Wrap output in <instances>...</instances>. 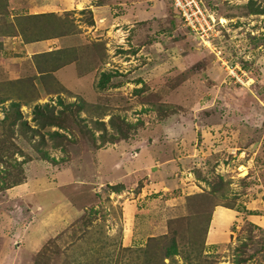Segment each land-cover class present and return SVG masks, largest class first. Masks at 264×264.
Returning <instances> with one entry per match:
<instances>
[{
	"label": "rangeland",
	"instance_id": "1",
	"mask_svg": "<svg viewBox=\"0 0 264 264\" xmlns=\"http://www.w3.org/2000/svg\"><path fill=\"white\" fill-rule=\"evenodd\" d=\"M17 1L0 7V264H264V0H203L202 37L171 0ZM91 2L110 17L95 27ZM52 11L49 37L28 15ZM66 60L78 78L56 72ZM153 144L188 157L159 190L138 160ZM56 187L85 210L34 213Z\"/></svg>",
	"mask_w": 264,
	"mask_h": 264
},
{
	"label": "crops",
	"instance_id": "2",
	"mask_svg": "<svg viewBox=\"0 0 264 264\" xmlns=\"http://www.w3.org/2000/svg\"><path fill=\"white\" fill-rule=\"evenodd\" d=\"M21 1V0H20ZM56 1V5L58 6V8H62V5H64V1L62 0H55ZM75 2V4H80L82 2V0H73ZM19 3L17 0H9V5L12 6L13 3ZM31 2V1H30ZM21 6V5H20ZM91 7L94 13V21L95 23L89 26L95 27L96 25H98L99 19H107L110 18L109 14L106 10V4H96V5H92V2L89 5H86L85 7ZM17 8V7H16ZM120 16H124V15H120ZM115 17V16H113ZM58 38H47V39H41V40H34L31 42H27L24 48H31L33 45L39 48H43L47 43H49L50 48L55 44V41H57ZM73 48V47H72ZM70 48L69 51L75 52L74 49ZM65 66V67H64ZM64 66L60 67L56 72L61 73V75H63L66 71L73 73V76H76L78 78L79 75V68L78 65H76V62H69L67 64H65ZM80 76V75H79ZM100 149V148H99ZM148 151L147 153L145 152V149H141L138 151V156H139V161L144 162V168H146L147 166L150 167L153 175V179L154 181H158L157 184V188L156 189H160L161 187L164 188V182H163V177L160 175H155L158 171L161 170H170L169 173H171V169H173V173H175V169L174 167H176L177 165H179L180 160L182 159H187L188 157H183L180 159V156L174 157V156H167V157H163L161 155V152L164 150V148H158V146L156 144H153L150 148H147ZM115 160V158L113 159ZM115 162V161H114ZM178 163V164H176ZM126 165V163H125ZM124 167L121 163H115L113 165L110 166V169H112V171L115 169H120L123 171ZM151 174V173H149ZM71 176V175H68ZM145 177L149 176V175H144ZM173 183L176 182L177 180L174 178H171ZM179 182V181H178ZM151 181H149V184H146L147 186L145 187L144 192L146 191L147 187L150 185ZM54 189V188H53ZM47 189L46 192H44L45 195H38L37 198L39 200L37 206H36V210L34 209V213L35 211L39 214V215H50V216H55V214H59L62 213L65 216H69L71 214V216H75L77 214H80V212L83 210H85L84 208H82L79 205L75 204V201L70 202L67 204V201H65L63 198V195H65L64 197H66L67 193H64L63 189L60 187H56V189ZM46 196V197H44ZM220 210L224 211V207L220 208ZM46 211V212H45ZM40 218V217H39ZM38 218V219H39ZM52 218H50L51 220ZM54 223V222H53ZM53 223L51 224V228L53 227ZM65 222H60L59 224L56 222V224L54 225H62ZM49 227V228H50ZM24 234V233H23ZM25 235V241L26 243H35V239H33V237L35 238V235L31 234L30 232H27ZM19 236V235H18ZM32 246V245H31Z\"/></svg>",
	"mask_w": 264,
	"mask_h": 264
},
{
	"label": "trees",
	"instance_id": "3",
	"mask_svg": "<svg viewBox=\"0 0 264 264\" xmlns=\"http://www.w3.org/2000/svg\"><path fill=\"white\" fill-rule=\"evenodd\" d=\"M93 4H95V3L93 2ZM172 4H173V2H172ZM8 5H9V0H0V7L4 8V10H9ZM80 12L81 13H86V12L89 13L90 14V18H91L90 19V24L92 25V24L95 23V21H94V13H93V10H92L91 7H88L87 6V7L83 8V9H81ZM6 13H8V14L10 13V14H13L14 15V12H12V11H10V12H7L6 11ZM40 15H41V17H40ZM14 16L20 17V16H25V15L24 14L23 15L15 14ZM28 16H30L31 19L32 18H37V17L43 18L40 21H43L44 20V22H41V23H43V26L45 24V27L47 25V27H48L47 29H48V32H49L48 34H50L49 37L56 36V35L53 34V32H55L59 28V26L61 25V23L59 21L60 19H57V20H55V21H57V26H54L56 24V22L54 20H52V22L50 21V19H53L51 16H53V17H57L58 16L53 11L50 12V13L47 12V13H42V14L28 15ZM45 18H46V21H45ZM47 18H48V20H47ZM48 21H49V23H48ZM39 23H37V24H39ZM49 37L45 36L44 38H49ZM61 50L62 51H66L65 49H61ZM54 51L55 50L49 51V54L50 53H53ZM67 61H70V60H66L65 62L63 61L62 62V65H64ZM104 76L105 77L102 78L103 80L100 83L101 87L106 86V82L111 78V75L109 73L104 74ZM59 102L61 104H63L62 101H59ZM72 103L73 102H69V103L66 104V106L69 107L70 105H72ZM19 108H20V102H17V101L11 102V108L9 109V111H7V113H6V115H5L4 119H3V122L5 123L8 120H10V123L9 124L16 123L18 121V119H19V116H21L20 111H19ZM10 111L13 112V117H11ZM34 113H35V116L36 117L38 116V118H39V116L40 117L49 118V120L44 121L45 123H42V124L50 123V124H54L55 125L57 123L55 117L54 118H51L52 113L50 112V105L49 104L36 105L35 108H34ZM25 124H26V122H25ZM50 135H52V136H56V135L61 136V133H59V131H53V132H50ZM1 171L2 170L0 169V172ZM164 253H165V256L166 257L171 256V255H174V254H177L178 253V248H177L176 244L175 243H172L171 246H169L168 248L166 247Z\"/></svg>",
	"mask_w": 264,
	"mask_h": 264
},
{
	"label": "built area",
	"instance_id": "4",
	"mask_svg": "<svg viewBox=\"0 0 264 264\" xmlns=\"http://www.w3.org/2000/svg\"><path fill=\"white\" fill-rule=\"evenodd\" d=\"M174 7L183 16L187 25L199 33H208L215 22L212 12H207L203 0H173Z\"/></svg>",
	"mask_w": 264,
	"mask_h": 264
},
{
	"label": "clouds",
	"instance_id": "5",
	"mask_svg": "<svg viewBox=\"0 0 264 264\" xmlns=\"http://www.w3.org/2000/svg\"><path fill=\"white\" fill-rule=\"evenodd\" d=\"M172 2H173V0H172ZM203 3H204V1H203ZM205 4V3H204ZM207 4H205V6H206ZM174 6V5H173ZM212 13H214L213 11H212ZM180 15V14H179ZM220 20H221V18H220ZM183 22H184V24L185 25H187L186 24V22L184 21V19H183ZM187 26H189V25H187ZM190 28H191V26H189ZM194 32H195V34H197V35H199L200 37H202V35H201V33H199L198 31H196V30H194L193 28H191ZM139 151V150H138Z\"/></svg>",
	"mask_w": 264,
	"mask_h": 264
}]
</instances>
